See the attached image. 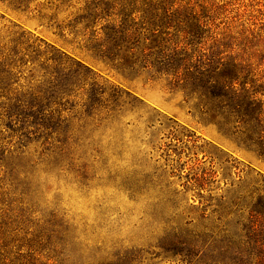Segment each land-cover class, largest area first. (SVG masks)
I'll return each instance as SVG.
<instances>
[{
  "label": "rangeland",
  "instance_id": "374dc122",
  "mask_svg": "<svg viewBox=\"0 0 264 264\" xmlns=\"http://www.w3.org/2000/svg\"><path fill=\"white\" fill-rule=\"evenodd\" d=\"M85 1L66 0L56 19H73ZM217 1L226 5L229 19L235 18V32L252 31L254 43L258 39L264 47V0ZM37 3L55 4L34 0L31 8ZM0 14L5 18L1 37L8 35L10 21L69 48L56 29L40 25L33 15L11 13L1 4ZM77 44L69 49L75 55ZM86 63L92 72L66 77L74 82L68 87L74 93L65 106L51 107L50 128L38 129L29 145L34 157L43 149H64L62 157L39 158L44 162L36 171L38 191L29 194L35 215L67 222L84 245L104 250L98 253L101 259L117 254L134 256L131 264H205L242 257L255 262L254 251L230 252L245 249L248 232L234 216H224L223 205L253 189L257 173L264 175V163L247 141L248 118L232 113L227 124L219 119L218 128L200 114L195 95L185 105L180 93L166 89L164 79L149 81L136 68L121 72L101 61ZM254 69L264 75V61ZM54 71L64 85L66 72ZM23 83L21 77L18 84ZM258 98L264 102V94ZM184 220L192 222L184 225ZM191 246L194 257L187 251Z\"/></svg>",
  "mask_w": 264,
  "mask_h": 264
},
{
  "label": "trees",
  "instance_id": "16d2710c",
  "mask_svg": "<svg viewBox=\"0 0 264 264\" xmlns=\"http://www.w3.org/2000/svg\"><path fill=\"white\" fill-rule=\"evenodd\" d=\"M33 1L0 0V4L56 29L69 48L47 43L10 21L5 29L8 35L0 36V264H131L136 259L108 253L101 259L98 253L104 250L84 245L67 222L53 215L43 219L31 209L29 194L38 191L36 171L44 162L39 158L62 157L64 149H43L34 157L29 145L38 129L50 128L51 107L65 106L74 93L68 88L74 82L67 78L92 72L87 59L121 72L136 68L149 81L164 79L166 89L180 93L185 105L195 95L200 114L218 128L219 119L227 124L232 113L247 117L250 151L264 163V102L258 98L264 94V75L254 69L264 61V47L258 39L254 43L252 31H234L235 18H228L225 4L217 0H87L73 19L58 21L57 11L66 0L31 8ZM0 20H5L4 14ZM75 44H81L77 55L70 51ZM56 68L67 73L64 85L55 76ZM21 77L23 85L18 84ZM62 111L57 112V122ZM256 177L253 189L223 202L224 216H234L233 221L248 232L245 249L230 252L254 251L255 262L242 257L205 264H264V175ZM215 219L220 220V215ZM187 251L195 256L192 246Z\"/></svg>",
  "mask_w": 264,
  "mask_h": 264
}]
</instances>
